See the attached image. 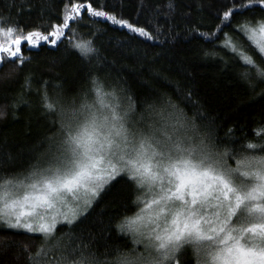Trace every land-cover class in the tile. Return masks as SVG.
Wrapping results in <instances>:
<instances>
[{"label": "snow or ice", "instance_id": "obj_1", "mask_svg": "<svg viewBox=\"0 0 264 264\" xmlns=\"http://www.w3.org/2000/svg\"><path fill=\"white\" fill-rule=\"evenodd\" d=\"M85 6L90 18L127 29L145 48L192 40L211 44L239 17L234 27L241 39L226 33L220 45L239 60L238 75L253 93L251 103L264 106V0H227L215 15L209 13L219 21L211 30L191 22V0H165L155 8L141 0L138 13H146V23L117 17L89 0H68L46 34L36 29L25 34L18 21L0 15V67L15 66L0 74V94L10 92L5 84L31 60L24 53L38 50V44L57 48L69 36L85 66V87L70 100L59 82L34 80L30 71L8 101L13 119L21 105L35 104L47 124L24 171L4 167L12 158L5 161L0 144V251L15 249L26 264H264V124L253 129L252 139L237 138L234 126L221 135L223 125L192 101L190 89L158 91L170 83L160 72L137 94L123 69L102 54L95 32L77 38L73 24L84 18ZM203 8L197 0L196 13ZM178 28L183 41L181 32L173 34ZM132 54L146 53L133 48ZM203 55L225 58L215 47ZM116 186L125 190L114 201L117 210L107 221H93L91 230L84 221ZM113 231L130 243L113 247ZM22 233L40 240L35 251L27 244L20 248L16 237Z\"/></svg>", "mask_w": 264, "mask_h": 264}, {"label": "trees", "instance_id": "obj_2", "mask_svg": "<svg viewBox=\"0 0 264 264\" xmlns=\"http://www.w3.org/2000/svg\"><path fill=\"white\" fill-rule=\"evenodd\" d=\"M72 2L83 3V0H72ZM89 2L95 8L102 7L104 11L133 23L147 22L146 13H138L141 0H89ZM164 2L165 0H144L145 5L150 8H155ZM200 2L204 8L197 14L195 11L197 0H191L193 5L191 22L198 23L202 29L211 30L219 21H214L209 13L215 15V10L222 9V5L227 0H200ZM66 3L68 0H0V15L13 22L18 21L24 26L25 34L32 29L46 34L51 24L60 19ZM82 12L84 18L79 20L78 25L73 24V28L78 33L77 38L81 36L91 38L92 33L95 32V43L101 48L102 54L107 55L109 61H115L117 69H123L127 75L128 86L137 94L143 91L142 85L146 82L151 83L155 74L160 72L168 77L170 83L166 88L158 89V91L174 93L177 86L182 92L190 89L192 101L197 102L198 106H203L208 117L215 119L217 124L223 125L221 135L229 127L234 126L237 138L252 139L253 129L257 125L264 124V106L251 103L253 93L238 75L239 60L232 59L233 54L227 49H222L220 45V41L227 38L226 33L231 35L233 41L238 42L241 39L236 35L234 27L239 17L234 18L232 24L224 28L219 33L218 39L211 44L202 40H192L189 43L176 42L175 46L166 44L163 48H145L136 40H131V34L127 32V29L114 26L103 18H90L86 6L82 8ZM157 19L162 23L164 21L163 16ZM166 29L167 25H165ZM177 31L182 33L180 40L183 41V29H174L173 34ZM68 40L69 36L63 37V43H60L57 48L48 44H43V46L38 44V50L25 52L24 55L30 56L31 60L24 64L18 74L13 72L11 79L5 84V87L10 88V92L0 94V106H4L2 110L5 111V116L0 117V144L3 145L2 155L5 161L8 160L9 155L12 158L10 164L4 165L10 171L21 172L28 168L31 159L37 155L36 146L46 133L47 122L41 117L37 105L33 104L31 108L21 105L15 119L12 117L11 107L8 106V101L19 94L25 75L31 71L35 74L34 80L36 78L47 79L50 84L59 82L63 93L69 100L76 97L85 87L83 79L85 66L78 54L70 48ZM121 42L130 43L119 47ZM244 44L249 47L250 51H255L246 38H244ZM213 47L218 53L224 54V60H221L220 55L208 57L203 55L204 50H211ZM133 48L146 54L133 56ZM14 67V65L5 63L3 67H0V74ZM114 78V76L110 77V79ZM32 87L35 88L34 83ZM173 99H176L175 95ZM188 114L191 116V108L188 109ZM123 191L125 190L122 186H116L102 194L98 203H95L91 216L84 221V225L95 231L93 221L98 222L101 219L107 221L108 214L117 210L114 201ZM128 208L135 211L131 199L128 200ZM119 211L124 214L125 210L120 208ZM29 235L34 234L22 233L16 237V240L21 249L27 244L35 251L40 240L38 238L27 239ZM3 242L7 243L6 240ZM109 243L115 247L130 243V240L117 236L113 231ZM0 264H26V261L24 255L17 258L16 250L11 249L0 251Z\"/></svg>", "mask_w": 264, "mask_h": 264}, {"label": "rangeland", "instance_id": "obj_3", "mask_svg": "<svg viewBox=\"0 0 264 264\" xmlns=\"http://www.w3.org/2000/svg\"><path fill=\"white\" fill-rule=\"evenodd\" d=\"M0 41H3V37H0Z\"/></svg>", "mask_w": 264, "mask_h": 264}]
</instances>
